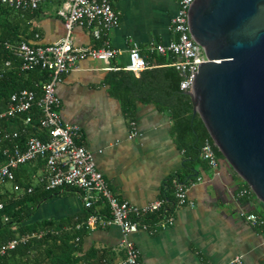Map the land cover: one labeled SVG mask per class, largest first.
I'll return each instance as SVG.
<instances>
[{
	"label": "crops",
	"instance_id": "crops-1",
	"mask_svg": "<svg viewBox=\"0 0 264 264\" xmlns=\"http://www.w3.org/2000/svg\"><path fill=\"white\" fill-rule=\"evenodd\" d=\"M114 3L119 21L106 36L115 56L79 60L56 85V92L61 99V117L80 127L78 141L93 153L96 167L113 193L144 206L161 198L163 183L181 168L184 152L170 133L172 121L167 112L152 103H137L133 127L104 79L109 70L124 68L134 44L146 48L152 42L172 39L170 18L177 1ZM58 8L57 2L49 1L25 14L35 30L29 40L51 43L65 35ZM70 37L78 46L101 44L80 25L72 28ZM198 176L187 190L193 206H175L171 224L155 230L141 228L130 235L139 250L140 264H226L237 255L242 256L243 264H264V223L253 225L242 215L255 211L264 215V204L256 196L244 199L238 194L242 179L226 161L221 160L216 168L200 166ZM82 209L81 197L74 191L43 201L33 218L59 219ZM121 236L117 224L97 227L86 237L84 247L107 250L115 260L123 256L118 250Z\"/></svg>",
	"mask_w": 264,
	"mask_h": 264
},
{
	"label": "built area",
	"instance_id": "built-area-1",
	"mask_svg": "<svg viewBox=\"0 0 264 264\" xmlns=\"http://www.w3.org/2000/svg\"><path fill=\"white\" fill-rule=\"evenodd\" d=\"M55 1L59 4L57 14L62 17L65 35L51 43H37L31 40L6 42L5 46L20 60V68L29 70L40 67L49 71V80L40 86L39 93L34 89H21L10 95L6 107L0 110V118L15 116L27 112L23 118L25 125L30 124L29 115L33 106L40 112L38 128L46 131L47 137L42 140L35 135H29L23 146L17 142L3 148L4 160L0 163V183H11L15 176V169L29 163L43 160L44 166L39 170L36 181L43 184L45 189L71 187L79 193L83 206L90 207L98 202H106L109 216L92 213L87 217L86 224L91 230L105 227L108 224L120 226L122 236L118 250L123 256L115 260L103 259L101 264H140L139 250L130 235L139 229H147L143 216L162 209L165 200L157 198L144 206L132 204L120 199L108 186L102 173L97 169L93 153L82 143L78 142L80 127L77 124L65 122L59 108L61 99L56 92V85L65 73L75 64L86 57L108 60L113 58L116 50L107 40V32L115 27L119 21V14L115 7V0H0L1 4L16 10H36L40 5ZM177 9L170 18V32L172 39L167 43L152 42L147 47L151 51L161 54L171 52L176 60L171 64L179 71L181 80L179 87L183 91L193 88L194 72L197 73L198 62L206 61V55L201 45L192 36L188 25V6L192 0H176ZM75 25L85 27L92 38L100 41L98 46H78L70 37ZM10 60L4 62L9 67ZM148 67L145 56L140 47L134 44L128 52V61L124 66L127 70L139 73ZM134 127V122H132ZM20 133H5L4 137H17ZM203 158L209 166L216 168L218 159L211 144L206 143L203 148ZM200 176L196 178L199 180ZM175 206L193 202L187 198L188 186L173 180ZM16 192H21L19 185H12ZM32 187L28 188V191ZM252 189H243L238 194L249 193ZM2 204L0 203V207ZM174 206V208H175ZM245 219L253 225H261L264 219L255 212H242ZM173 214H166L157 221L159 227L171 224ZM79 227V224L77 225ZM26 240L27 236H21ZM18 239L10 240L0 248L4 252L13 248ZM226 264H243L241 255H237Z\"/></svg>",
	"mask_w": 264,
	"mask_h": 264
},
{
	"label": "trees",
	"instance_id": "trees-1",
	"mask_svg": "<svg viewBox=\"0 0 264 264\" xmlns=\"http://www.w3.org/2000/svg\"><path fill=\"white\" fill-rule=\"evenodd\" d=\"M29 11L16 10L0 3V110L6 107L13 92L34 89L39 93L40 86L49 80V71L38 66L22 70L20 60L5 46L6 42L29 40V36H33L35 30L26 22L28 17L25 14ZM140 50L148 67L141 70L139 75L122 67L111 69L104 82L108 92L119 101L129 124L135 119L137 103H152L158 110L167 112L172 121L170 133L184 152L181 168L163 183L161 198L165 202L162 209L143 216L148 228L155 230L159 227L157 221L160 217L173 214L176 203L173 180L189 186L198 177L199 167L209 165L203 158V146L206 143L212 145L218 163L225 159L200 116L193 114L190 95L179 87L182 77L171 64L176 56L171 52L161 54L151 51L148 47H140ZM7 60L11 62L9 67L4 66ZM26 114L28 113L0 118V163L5 158V146H12L17 142L23 146L29 135L46 139V131L37 127L39 109L33 106L29 113L31 121L27 125L23 123ZM14 131L20 134L17 137H4L5 133ZM30 165H34L32 170L29 169ZM43 166L41 159L20 166L15 169L11 183H0V248L10 240L18 239L13 248L0 252V264H101L103 259L113 260L107 250H98L93 246L87 249L84 247L85 239L92 231L86 224L87 217L92 213L109 216L110 210L106 202H98L90 207L83 206L78 213L59 219L33 218L43 201L58 194L76 191L71 187L45 189L41 182L36 181V170ZM7 184L9 190L3 189ZM14 184L19 185L22 191L16 192L12 186ZM29 187H32L30 191ZM243 189H249V185L242 180L237 192ZM241 197L254 198L255 194L250 190ZM255 213L264 219L263 213ZM21 236H27V239L20 240Z\"/></svg>",
	"mask_w": 264,
	"mask_h": 264
},
{
	"label": "water",
	"instance_id": "water-1",
	"mask_svg": "<svg viewBox=\"0 0 264 264\" xmlns=\"http://www.w3.org/2000/svg\"><path fill=\"white\" fill-rule=\"evenodd\" d=\"M203 48L191 97L225 161L264 204V0H192Z\"/></svg>",
	"mask_w": 264,
	"mask_h": 264
},
{
	"label": "rangeland",
	"instance_id": "rangeland-1",
	"mask_svg": "<svg viewBox=\"0 0 264 264\" xmlns=\"http://www.w3.org/2000/svg\"><path fill=\"white\" fill-rule=\"evenodd\" d=\"M3 189H8L9 190V185L7 184V185L3 186Z\"/></svg>",
	"mask_w": 264,
	"mask_h": 264
}]
</instances>
